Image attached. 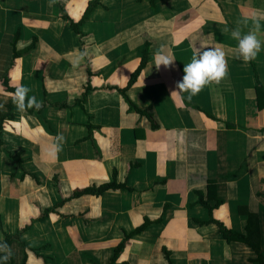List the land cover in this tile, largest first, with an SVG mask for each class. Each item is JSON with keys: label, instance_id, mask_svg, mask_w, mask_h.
Wrapping results in <instances>:
<instances>
[{"label": "crops", "instance_id": "obj_1", "mask_svg": "<svg viewBox=\"0 0 264 264\" xmlns=\"http://www.w3.org/2000/svg\"><path fill=\"white\" fill-rule=\"evenodd\" d=\"M95 1L0 0V110L13 105L6 77L42 104L35 113L13 105L16 118L5 126L0 240L30 227L23 239L39 252H28L29 264H110L123 231L166 209L163 223L131 238L116 264H168L164 250L173 264H255L246 244L196 223L209 216L194 191L205 198L212 183L209 204L222 200L213 218L229 229L244 233L247 214L256 216L264 256V50L244 63L231 37L238 21L247 18V32L256 18L264 41V0H98L76 34L63 16L78 23ZM202 45L222 47L227 76L190 101L187 93L171 97ZM161 46L175 62L157 70ZM58 134L62 148L51 156ZM8 150L22 152L23 168ZM115 172L126 189L65 200L46 216Z\"/></svg>", "mask_w": 264, "mask_h": 264}, {"label": "trees", "instance_id": "obj_2", "mask_svg": "<svg viewBox=\"0 0 264 264\" xmlns=\"http://www.w3.org/2000/svg\"><path fill=\"white\" fill-rule=\"evenodd\" d=\"M99 6L98 4V0L90 3L86 12L83 15V18L80 22L78 23H74L72 22L69 17L65 14L63 16V20L65 22H69L70 23V27L71 29L74 30V32L76 34L80 35V29L81 27L84 25V23L87 21L89 15ZM20 39V34H18L16 36V41H19ZM38 43V40L36 39L34 41L33 47L36 46V44ZM148 48V45L145 44V50L143 51L142 54V59H143V63L141 64V66L143 67L147 61V52L146 49ZM141 66L138 69V71L136 72L135 76H138V73L141 70ZM89 71V70H88ZM89 74H91V72L89 71ZM134 81H132L129 85H132ZM4 86L6 87V90L10 93H13L16 89V87H13L11 85V82L9 80V78L6 77V79H4ZM261 87H259V93L261 91ZM91 90V87H87L84 95H83V99L79 102L80 106L83 110L84 109V102L86 101V97L89 94ZM126 90L121 91L123 93V95L125 96L128 104H129V108L130 109H137L136 105L133 104L132 101L129 100V98L127 97V95L125 94ZM14 105V103H12ZM13 105L9 106V110L8 111H3L0 110V149L2 147H4L6 145L5 140L3 138L4 136V131H5V126L6 123L8 122V120H14L16 118V114L14 113V107ZM64 106V105H61ZM40 110V109H39ZM139 110V109H137ZM29 113H35V109H30L27 110ZM140 112V111H139ZM143 112V111H141ZM8 153L10 155V157L14 160V162L16 163V165L18 166V168H23V160H22V152L19 153H13L12 151L8 150ZM15 174H13L12 176H14ZM13 178V177H12ZM212 183H210L211 185ZM210 185L208 186V194L207 197L204 198V193L201 191H194V193L197 195L198 199H197V204L201 205L203 208H205L208 212L209 219L206 221H197L196 223L199 225H205V224H210V223H214L218 226L219 228V233L222 235V237L224 238V240L228 243L230 242H241L246 244L248 247H250L256 254V260L253 261V263L255 264H264V256H263V252L262 249L260 247V243L258 241V238H255L256 233L259 231V224H258V218L256 216H254L252 213H248V219H247V223L245 226V231L244 233L241 232H237L234 231L232 229L227 228L222 222L215 220L213 218V209L217 208L218 206L221 205L222 200L216 199V202L213 206H211L209 204V201L212 200V189L210 187ZM127 186L125 184H121L118 183L117 180V174L116 172L113 175V181H111L110 183L107 184H102L100 186H89L83 189H78L76 191H74L70 197L63 199L61 202L57 203L56 206H54L53 208L47 209L46 210V216H49V214L55 212V210L58 208V206H60L61 204H63V202H65V200H70V199H75V198H80L81 196L84 195H92V196H101L102 194H104L107 191L110 190H120V189H126ZM130 191L134 190V189H129ZM165 212L166 209H164L162 215L159 218L150 220L148 218H144L143 219V223L136 227L135 230H133L130 233H127L125 231H123V240L121 243H119L114 251V257L111 260L110 264H116L118 261L119 256L121 255V253L124 251V248L127 244L128 241H130L131 238H133L136 235L141 234L144 230H146L147 228L151 227V226H156V225H160L163 223L164 221V216H165ZM240 212V210H239ZM242 212V211H241ZM242 214H244L242 212ZM30 227H26V229L24 230H20L16 235H12V234H6V237L4 240H0V243H4L6 242L12 250V256L11 258L7 261V264H29V257H28V252H33V253H38L39 251L33 250L32 247L30 246L29 243H27L24 239H23V235L25 234V232L29 231ZM17 247L18 249L22 250L23 253V257L22 260H19V253L17 252ZM46 247V246H45ZM29 250V251H28ZM28 251V252H27ZM2 255V254H0ZM164 256H165V260L168 264H173V262L170 259V253L167 252V250H164ZM122 264H126V263H122Z\"/></svg>", "mask_w": 264, "mask_h": 264}, {"label": "clouds", "instance_id": "obj_3", "mask_svg": "<svg viewBox=\"0 0 264 264\" xmlns=\"http://www.w3.org/2000/svg\"><path fill=\"white\" fill-rule=\"evenodd\" d=\"M241 24L247 27V18L243 21H238L237 26L231 29V37L237 42L233 51L236 53L237 59L248 63L255 60L258 54L264 50V41L259 38L261 25L258 19L253 18L252 27L247 32L243 31ZM201 48L202 50H196L189 63L184 64L183 78L176 83L175 89L171 91V97H175L179 93H187L190 101L206 86L213 83L219 84L227 76V59L222 47L220 45L215 47H204L202 45ZM86 56V50L79 52L78 61L83 60ZM152 59L157 70L161 66L170 68L175 62L165 52L163 46L156 50ZM30 91V88L20 85L11 93L13 103L18 112L23 113L30 109L38 111L42 107V104L37 101L35 96L30 97L28 95ZM2 107L3 105H0V108ZM55 140L56 143L52 145L49 151L51 156H55L61 150L64 137L58 134ZM0 254H2L0 255V264H7V261L12 256V250L6 242L0 243Z\"/></svg>", "mask_w": 264, "mask_h": 264}, {"label": "rangeland", "instance_id": "obj_4", "mask_svg": "<svg viewBox=\"0 0 264 264\" xmlns=\"http://www.w3.org/2000/svg\"><path fill=\"white\" fill-rule=\"evenodd\" d=\"M206 216H210V215L208 214V212H206ZM18 232H19V231H18ZM18 232H17V233H18ZM17 233L15 232V234H12V235H16ZM10 234H11V233H10ZM28 251H29V250H28ZM28 251H27V252H28ZM17 252H18L19 255H20V256H19V260H22V257L24 256L23 253H22V250H21V249H18V247H17Z\"/></svg>", "mask_w": 264, "mask_h": 264}]
</instances>
